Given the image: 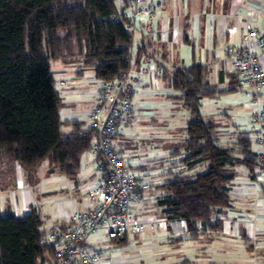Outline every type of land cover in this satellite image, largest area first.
<instances>
[{"label":"crops","instance_id":"crops-1","mask_svg":"<svg viewBox=\"0 0 264 264\" xmlns=\"http://www.w3.org/2000/svg\"><path fill=\"white\" fill-rule=\"evenodd\" d=\"M152 1L156 17L152 22L146 18L136 22L135 44L128 67L131 75L137 76L142 82L141 90L132 97L134 116L137 119L134 118L120 128L113 139L114 148L123 157L122 141L131 136V126L135 121L147 120L156 111L162 113L161 107L171 106L173 102H183L181 92L176 93L177 90L171 85V72L175 68L201 64L206 87V94L199 102L202 119L214 125L221 146L235 151L236 157L244 155L253 158L256 144L250 117L253 104L249 88L234 72L231 57L225 53V49L241 44L248 22L264 28V0ZM140 45H144L146 50L143 57L150 59L148 71L142 74L138 70L143 57L140 60L136 58ZM259 55L264 70V50H259ZM72 79V82L64 84L60 89V117L67 135L76 127L84 129L87 113L97 102L100 86V80L96 78L97 82L88 83L84 97H78L79 85L73 84L79 78ZM183 104L185 105L184 102ZM187 111L189 118L186 126L190 119L189 110ZM169 114L172 116L174 112ZM185 139L186 136L183 142ZM243 139L249 141L248 153H242L243 148L236 147ZM182 145V151L170 150L166 154L164 164L156 162L150 168L137 166L142 173L138 177L141 197L131 206L132 214L137 220L163 218L165 207L159 201L167 196L164 187L167 182L176 177H193L206 171L207 162L193 165V159L184 161L190 153L184 151ZM123 159L125 160L124 157ZM5 160L0 154V217H19L34 209L41 219L40 231L45 233L55 226L67 225L74 212L89 209L85 196L95 187L97 177V158L89 150L80 155L78 169L73 175L61 171L55 163L57 168L49 169L48 172L57 175V178H51V182L57 185L37 191L24 184L22 165L18 161ZM125 162L131 166L128 161ZM10 165L13 166L12 175L5 171ZM228 170L232 174L228 182L229 205L217 210L207 222H195L193 230L182 219L170 230L162 221H156L153 229L149 228L152 232L162 230L165 234L166 264H264L263 188L254 173V167L250 168L240 162L229 165ZM10 176L14 177L13 183ZM51 196L54 219L47 218L49 225L42 229L45 222L43 217L46 218L47 215H42L44 211L41 205H36L37 201L33 198L40 200ZM128 233L138 234L128 231L118 240H106L97 233L90 241L102 251L125 246L128 248ZM156 237L153 236L154 239ZM130 263L132 264L130 259L114 255H104L102 262Z\"/></svg>","mask_w":264,"mask_h":264},{"label":"trees","instance_id":"trees-1","mask_svg":"<svg viewBox=\"0 0 264 264\" xmlns=\"http://www.w3.org/2000/svg\"><path fill=\"white\" fill-rule=\"evenodd\" d=\"M116 11L115 0H0V154L11 155L25 168L49 157L64 173H76L90 137L79 127L62 134L61 97L50 61L69 52L75 35L84 40L83 63L94 67L97 79L113 80L125 72L132 33L110 18ZM61 29L67 30L64 36ZM145 51L144 45L138 46L136 58ZM171 85L181 92L190 113L182 145L190 155L184 161L207 162V169L167 182V196L159 203L165 207L163 217L182 219L193 230L195 222L205 223L229 205L228 166L241 162L253 168L256 159L236 157L221 146L214 125L202 119L199 102L206 87L201 64L175 68ZM248 143L243 139L236 147L248 153ZM40 225L34 209L19 217H0V264H39L37 257L45 249L39 244Z\"/></svg>","mask_w":264,"mask_h":264},{"label":"built area","instance_id":"built-area-1","mask_svg":"<svg viewBox=\"0 0 264 264\" xmlns=\"http://www.w3.org/2000/svg\"><path fill=\"white\" fill-rule=\"evenodd\" d=\"M117 11L110 15L123 22L129 32L136 31V22L155 17L152 0H115ZM259 50H264V28L247 23L242 42L231 45L225 53L231 57L234 72L249 88L253 108V140L256 144L254 173L264 191V70ZM132 58V48L128 54ZM150 59L142 58L140 74L148 71ZM62 84V82H61ZM142 82L129 69L113 80H100L96 104L88 111L83 134L90 137L89 151L97 158L95 187L85 196L88 210L76 211L69 223L55 226L43 233L39 244L45 247L37 257L39 264H102L100 247L91 244V237L101 233L106 240L122 238L128 231L137 234L145 225L150 229L162 221L170 230L180 219L163 217L147 221L137 220L131 206L141 197L138 177L114 148L113 139L120 128L134 119L132 97L141 90Z\"/></svg>","mask_w":264,"mask_h":264},{"label":"rangeland","instance_id":"rangeland-1","mask_svg":"<svg viewBox=\"0 0 264 264\" xmlns=\"http://www.w3.org/2000/svg\"><path fill=\"white\" fill-rule=\"evenodd\" d=\"M67 33L66 29L59 31L60 36H64ZM136 32L132 35V46L135 44ZM63 56L59 59L50 61L51 71L54 78V86L60 92V89L64 87V84L72 82V77H78L74 81L73 85L80 88V94L78 97H84V90L87 88L88 83L91 81L97 82L98 80L94 76V67L84 65L85 47L84 40L78 39L75 35L71 41L70 50L67 52L64 50ZM83 75L84 77L80 76ZM93 78V79H89ZM62 82V84H61ZM176 93L179 91H175ZM83 108L84 105L81 104ZM153 108V107H152ZM162 113L157 111L153 116L144 121H135L132 127V134L130 137L123 139V157L125 161L131 165L133 173L139 177L142 173L137 169L138 165L150 168L156 162L165 163L164 158L170 150H180L183 143V138L186 136L185 126L188 120V111L182 101L173 102L170 106L161 107ZM160 109V110H161ZM173 111L174 115H170L169 112ZM135 119H137L134 116ZM61 132L63 135H67L66 127L62 125ZM2 158L6 159L5 162L13 160V157L7 153L1 154ZM182 157V155L180 156ZM56 164L50 160L49 157L44 158L39 164L32 168H25L22 166V179L27 187H33L36 191L39 189H47L57 184L51 182V178H57V175L49 174V169H56ZM10 175L14 174L13 166L10 165L6 170ZM63 176V175H61ZM11 183L14 182V177L10 176ZM53 181V180H52ZM58 182V180H55ZM61 182V181H59ZM33 200L42 207L43 228H47L49 225V219H54V206L52 207L51 197H45V199ZM98 235H101L99 233ZM153 236H157L156 239ZM165 234L162 230L158 232H152L148 225H145L137 235L128 233L127 243H130L132 247L127 246L122 248H115L101 250L102 255L116 256L119 258H128L132 264L138 262V264H166V251H165ZM155 243V244H154ZM132 248V249H131ZM116 250L118 252H116ZM131 264V263H130Z\"/></svg>","mask_w":264,"mask_h":264}]
</instances>
